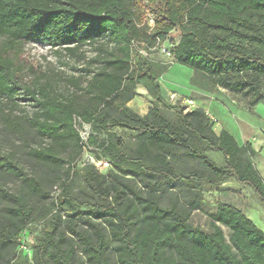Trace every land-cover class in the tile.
<instances>
[{"label":"trees","instance_id":"1","mask_svg":"<svg viewBox=\"0 0 264 264\" xmlns=\"http://www.w3.org/2000/svg\"><path fill=\"white\" fill-rule=\"evenodd\" d=\"M176 30L180 40L169 49L174 61L196 72L193 85L241 92L251 106L264 102V0H0L2 127L23 137L24 121L49 141L25 145L32 160L61 180L53 196L14 153L0 152V169L23 183L18 192L0 184V198L11 205V220L0 222V264H264V231L235 205L218 202L208 229L191 221L206 206L204 186L235 179L264 204V180L250 144L241 147L224 129L215 133L204 111L185 113L163 97L159 78L166 68L142 50ZM21 42L69 53L94 46L101 67L86 87L72 81L81 95L48 83L23 85L12 58ZM140 85L154 100L145 116L129 107ZM21 94L35 103L33 114L18 116L8 106ZM84 125L90 127L86 141L77 130ZM70 147L76 155L64 169L58 149ZM87 150L110 163L106 175L81 159ZM209 150L221 153L224 165ZM181 157L204 172L176 167L172 159ZM74 177L83 181L80 192ZM127 177L143 179L153 193L137 192ZM179 188L187 203L175 194L162 206L160 191ZM29 196L50 202L34 216ZM38 221L43 233L35 236L30 227Z\"/></svg>","mask_w":264,"mask_h":264},{"label":"rangeland","instance_id":"2","mask_svg":"<svg viewBox=\"0 0 264 264\" xmlns=\"http://www.w3.org/2000/svg\"><path fill=\"white\" fill-rule=\"evenodd\" d=\"M150 15L151 14H148V16ZM179 40L180 33L176 30L172 32L164 42L157 44L151 50H142V53L151 61L166 68L165 72L159 78L163 97L170 104L179 106L185 113H190L195 110L204 111L207 117L210 118L211 127L215 133H220V131L224 129V126L228 125V130L238 138L240 143H242L241 135H239L240 128L246 129V121L253 125L256 134H260L262 130H264V103L258 105L255 111H253L252 109L254 107L251 106L249 97L241 92H233L221 87L215 92H208L193 85L191 80L196 77V72L187 66L177 63L173 60L172 56L168 57L162 49L166 48L170 51L169 48L173 47ZM1 42L2 40H0V43ZM12 58L17 68V74L23 85L48 83L52 84L58 91L66 94L74 92V94L77 93L81 95L82 91L74 87L72 81H78L81 87H86L88 81L101 67V63L98 61L96 62L99 56L94 46L79 47L74 53H69L64 48H52L39 43L21 42L16 45L12 53ZM153 102L152 96L140 85L139 93L129 103V107L140 115L145 116L149 114ZM34 104L35 103L29 100L28 97L21 94L17 96L16 104L13 105L8 103V106L10 105V108L12 107L14 110V114L19 116L23 115V113L29 115L33 114L35 111ZM211 108L214 115H210L206 112ZM250 109L253 112L250 111ZM21 123L24 127L25 136L23 137L13 135L6 131L2 127L0 121V152L3 155L14 153V157L18 163L25 168L26 171L40 177L52 195L56 196L59 193L61 180H57L56 173L43 169L41 165L32 160L28 155V151L30 150L26 148L25 145L27 143L33 147H37L40 144L48 145L50 142L42 141L24 121H21ZM77 130L82 139L88 138V126H77ZM113 131L126 137L120 128H116ZM127 138L128 137H126V139ZM92 149L94 150L95 148L93 147ZM58 153L62 160L65 161L63 168L67 169L70 167L76 155V150L70 147L66 150L58 149ZM93 153L88 150L84 151L81 159L85 161L92 156L94 158V155L98 159H101V156L97 153L93 155ZM208 156L217 164L221 166L224 165V157L221 153L209 150ZM172 160L173 164L182 170L204 172L202 165L197 162H186L183 157ZM98 165L102 173L106 175L108 173V168L101 164ZM74 180L77 187L76 190L80 192L79 187L83 184V181L79 177H74ZM126 180L137 192L146 196L153 193L151 188L147 186L141 178L127 177ZM109 182L110 179L106 181L107 184H109ZM0 184L13 192H18L23 188L22 180L19 177L11 174L9 175L8 172L3 169H0ZM229 185L238 193H241L245 197V201L246 196L248 197L250 208L247 209V215L264 231V204L261 202L260 198L254 192L251 194L246 193L249 189V191H253L252 188L236 180H232ZM204 188L206 206L200 211L193 212L191 221L194 225H199L208 229L209 215L215 212L218 202L233 203L240 208L245 207V203H243L244 200L240 197L233 196L230 191H216V188L208 186H204ZM160 192L162 195L160 199L162 206H169L170 200L175 194L179 195L181 204L187 203L188 195L185 193L184 188H179L175 191L162 190ZM160 192L158 191V193ZM127 194L131 195L129 192H127ZM79 195L83 197L82 193H79ZM29 199L31 206L34 207L35 210L34 216H37L41 208L50 202L49 200L42 201L40 198L32 196H29ZM10 206L9 203L0 198V222L11 220L6 212L7 208ZM244 212L246 213V209ZM65 225L66 224H64V226ZM79 227L82 230H86L85 226L80 222ZM30 228L33 235H41L43 233V222H34ZM223 229L225 233H227V229L225 227H223ZM67 234L71 237L69 233ZM75 244L77 245V243ZM77 249L79 248L77 247ZM8 250L7 248L2 249L3 255H6ZM18 251L19 249L16 248L14 253Z\"/></svg>","mask_w":264,"mask_h":264},{"label":"crops","instance_id":"3","mask_svg":"<svg viewBox=\"0 0 264 264\" xmlns=\"http://www.w3.org/2000/svg\"><path fill=\"white\" fill-rule=\"evenodd\" d=\"M262 103H264V102H260L257 105L253 106L254 108L252 110L255 111L257 106L262 104ZM252 110L250 109V111H252ZM206 112L208 114H210V115H214L212 108L207 110ZM227 127H229V126L228 125L224 126V130H227L229 133H231L228 130ZM239 135H241L242 143L239 142L238 138H236L234 135L233 136L235 137V139L237 140L238 144L241 147L245 146L247 144H250L252 146V148L255 150V154H254V156L251 157V161H252L254 167L257 169V171L260 173V175L262 176V178L264 180V130H262V132L260 134H256L255 129L253 128V125L250 122L246 121V129L240 128ZM232 180H235V179H230V180L224 182L222 185H220L215 190L216 191H223V190L230 191L233 196L240 197L242 200H244L245 197L241 193H238L235 189L230 187L229 184H230V182ZM249 190L246 191V193H250L251 194L252 192H254V191H249ZM243 203H245V207L244 208H240V207H238L236 205L235 206L237 208H239L240 210H242L243 212L246 209V213L244 212V214L246 216H248L247 215V209L250 208V202L248 201V197L247 196H246V201L244 200ZM231 204H233V203H231Z\"/></svg>","mask_w":264,"mask_h":264},{"label":"built area","instance_id":"4","mask_svg":"<svg viewBox=\"0 0 264 264\" xmlns=\"http://www.w3.org/2000/svg\"><path fill=\"white\" fill-rule=\"evenodd\" d=\"M149 22H150V25H153L154 20H153L152 17H150ZM162 49H163V52H164L168 57L172 56V55H171V52H170L168 49H166V48H162ZM87 126H88V125H84L83 127H87ZM88 127H89V126H88ZM89 128H90V127H89ZM88 136H89V135H88ZM87 139H88V138H86V139H84V140L86 141ZM87 160H90V162L93 163V164H95L99 169H100V167H99L98 164L104 165V167H106V168H108V167L110 166V163H109L108 161H97V160L95 159V157L93 158V156L90 157V159H87ZM101 165H100V166H101ZM22 248H23V249H26L24 246H22Z\"/></svg>","mask_w":264,"mask_h":264}]
</instances>
